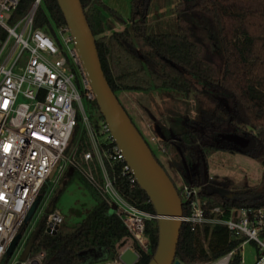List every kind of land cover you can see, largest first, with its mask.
<instances>
[{
	"label": "trees",
	"instance_id": "1",
	"mask_svg": "<svg viewBox=\"0 0 264 264\" xmlns=\"http://www.w3.org/2000/svg\"><path fill=\"white\" fill-rule=\"evenodd\" d=\"M80 1L105 77L133 123L120 100L121 94L133 91L151 94L163 90L179 94L174 99L175 109L159 120L161 144L174 161L183 182L198 188L206 208L219 206L227 210L232 206H263L264 172L257 186H235L228 177L211 176L209 158L220 150L239 152L264 166V0H177L176 31L173 33L149 32L148 18L153 0H131V14L127 20L103 0ZM34 2L21 0L16 14L24 16ZM197 17L208 18L215 27L223 52V64L219 68L198 34L193 21ZM116 24L124 26L123 29L116 30ZM66 26L58 1L41 0L35 12L34 27L58 40V30ZM180 95L186 98V111L178 105L183 103ZM92 111L98 116L94 117L92 112L88 114L90 122L101 141L99 124L104 117L96 101ZM79 133L74 158L84 166V154L92 149V144L87 129L80 127L77 118L72 143ZM231 134L245 137L247 143L240 145L225 138ZM90 166L98 182L103 184L97 159ZM105 166L120 195L138 208L157 214L147 193L139 185L131 186L119 164L106 161ZM66 176L65 185L62 180L49 209L56 208L60 194L75 178L89 190L95 205L81 221L74 225L63 221L54 233L45 229L48 210L31 237H35L31 256L44 252L41 264H111L131 240L132 248L139 254L135 264H148L158 246L159 220L146 223L150 247L145 251L132 240L121 218L111 210V201L98 188L88 183L76 169L71 175L68 170ZM176 188L186 215L188 204L182 190ZM209 232L208 226L203 231H193L184 223L176 259L183 263L207 261L226 254L238 243L225 226L217 225L212 228L206 246Z\"/></svg>",
	"mask_w": 264,
	"mask_h": 264
},
{
	"label": "built area",
	"instance_id": "2",
	"mask_svg": "<svg viewBox=\"0 0 264 264\" xmlns=\"http://www.w3.org/2000/svg\"><path fill=\"white\" fill-rule=\"evenodd\" d=\"M40 1L35 0L29 11L16 21L14 15L21 0H0V264L6 263L7 250L19 233L21 238L15 248H19L18 259L10 264H41L44 252L37 256L30 253L25 261L21 260L31 240L30 234L23 239V230L30 221L27 222V216L40 197L38 209L47 180L57 172L59 178L70 167L111 201L113 212L121 218L132 240L149 251L146 223L158 219V215L129 203L115 189L106 161L119 164L122 175L128 177L132 187L139 184L106 120L99 124L101 141L92 127L77 86L75 68L87 100L96 101V95L69 27L59 29L63 45L59 38L34 27ZM78 111L92 144V149L84 154V166L73 156H66L74 138ZM94 159L101 168L103 184L98 182L90 166ZM181 190L189 208V213L181 217L182 223L193 231H203L208 226L206 246L212 228L217 225L225 226L232 239L238 241L220 257L181 263L248 264L244 250L248 243H253L257 249L253 264H264V205L208 209L198 188L183 183ZM63 221L60 211L52 208L46 216V231L56 232ZM111 264L121 262L118 258Z\"/></svg>",
	"mask_w": 264,
	"mask_h": 264
},
{
	"label": "rangeland",
	"instance_id": "3",
	"mask_svg": "<svg viewBox=\"0 0 264 264\" xmlns=\"http://www.w3.org/2000/svg\"><path fill=\"white\" fill-rule=\"evenodd\" d=\"M103 1L106 4L108 3L109 5H111V7L116 8L117 11H119L126 20L129 18L131 14V0ZM176 3L177 0L152 1L148 18L149 32L173 33L176 31ZM20 17L21 15L15 13L14 19L16 21L19 20ZM193 21L197 25L198 34L201 36V38L208 47L213 63L216 65V67H221L223 64V52L216 35L215 27L213 26L212 22L206 17H197ZM58 38L61 44L63 45L59 30ZM75 72L77 74V86L79 87V90L83 97V103L86 112L89 115L92 112L94 117H97L98 115L92 111L93 102L87 100L86 98V91L84 90L80 82V74L78 73V70L76 68ZM177 95L179 94L171 90L155 91L151 94H145L140 91H133L121 94L119 97L126 110L134 120L135 124L137 114L142 109L148 111L153 110L154 113L155 111L158 112V114H154L156 120H154L152 124L151 122H149L150 120L148 118V115L146 113H143L145 122L142 126L146 130H151V135H149L150 138L154 135L157 138H160L161 141L163 139V136L159 126V120H161V118L165 116V114L169 112V110L175 109L174 105L176 101L174 99L178 98ZM179 99H183V103H178L180 109L186 111L187 103L186 101H184L186 100V98L183 95H180ZM193 113L195 112L193 111ZM77 116L78 119H80V127L83 128V116L80 111H78ZM147 123L150 124L148 125ZM141 133L143 132L141 131ZM79 137L80 133L78 134L75 142L71 143V146L66 151V156L74 157V152L78 146ZM162 148L164 149V147ZM161 156L164 162L161 160L160 161L162 162L165 170L173 179L176 186L181 189L182 183L184 182H182L183 179H181L180 172L176 167L174 161L167 154H162ZM263 172L264 166L260 161L249 157L243 153H232L229 151L220 150L212 153L209 158V173L213 175V177H228L234 182L235 186H242L245 184L248 186H257L262 180ZM58 175L59 173L57 172L53 177L48 179L47 183L44 185L42 191L43 199L41 200V203L37 211L35 212L33 218L30 219L25 229L23 230V239L26 235L29 234L30 237H32L33 233L38 229L40 220L46 215L49 210L50 203L53 202L57 193L59 192L62 180L64 181L67 178L66 174L60 175L59 178ZM94 205L95 201L92 195L90 194L89 190L82 182L75 178L70 183H68V185H66L64 191L60 194V197L56 203V209H58L63 215L65 224L74 225L77 222L81 221L91 211ZM111 210L114 211V205L111 207ZM205 244H207L206 240ZM126 247H132L131 240L127 243L124 248ZM18 250L19 248H17L12 255L7 256V258H5L6 263L4 264H10L17 260ZM244 251L246 262L248 264H253L256 261L257 254L255 244L248 243Z\"/></svg>",
	"mask_w": 264,
	"mask_h": 264
},
{
	"label": "water",
	"instance_id": "4",
	"mask_svg": "<svg viewBox=\"0 0 264 264\" xmlns=\"http://www.w3.org/2000/svg\"><path fill=\"white\" fill-rule=\"evenodd\" d=\"M57 1L74 39V45L88 73L99 110L108 123L112 136L121 148L126 161L133 170L139 186L147 193L156 209L159 220L158 246L148 264H183L176 259L177 246L183 225L181 220L183 202L177 188L168 172L157 161L148 142L111 89L105 77L95 38L81 1ZM225 138L240 141L243 145L247 141L245 137L233 134L226 135ZM73 171L74 169L70 167L69 175ZM65 183L66 180L63 181V185ZM229 197L232 198L231 195ZM39 202L40 197L29 211L27 222L33 217ZM20 238L21 233L16 236L9 246L8 256L12 255ZM34 240L35 237L31 238L26 245L21 260L25 261L31 253ZM138 259L139 254L132 247L124 248L119 255L121 264H135Z\"/></svg>",
	"mask_w": 264,
	"mask_h": 264
},
{
	"label": "crops",
	"instance_id": "5",
	"mask_svg": "<svg viewBox=\"0 0 264 264\" xmlns=\"http://www.w3.org/2000/svg\"><path fill=\"white\" fill-rule=\"evenodd\" d=\"M108 4V3H107ZM109 5V4H108ZM110 7H111V5H109ZM112 8H114V7H112ZM114 9H116V8H114ZM117 10V9H116ZM123 27L124 26H122V25H119V24H116V30H120V29H123ZM143 113H146L147 115H148V118H149V122H151V124L153 123V121L154 120H156V117H155V113H157L158 114V112L157 111H155V113H154V111L152 110V111H148V110H141L138 114H137V117H136V126H139V127H137L138 129H139V131L141 130L143 133H141L142 135H143V137L144 138H146V140L148 141V143L150 144V146H151V148L154 150V152L156 153V155L158 156V158L161 160V161H163L164 162V160H163V158H162V154H164V155H166V153H165V149H163L162 147H163V145L161 144V141H160V138H157L156 136H152L151 138L149 137V135H151V130H146L145 128H143V123L145 122L144 120V116H143ZM148 125L150 124V123H147ZM147 132H146V131ZM140 131V132H141ZM167 161V160H166ZM166 163V162H165ZM171 166V165H170ZM175 170V169H174ZM211 176H213V175H211ZM181 179H182V177H181ZM183 182V181H182ZM182 185H183V183H182Z\"/></svg>",
	"mask_w": 264,
	"mask_h": 264
},
{
	"label": "flooded vegetation",
	"instance_id": "6",
	"mask_svg": "<svg viewBox=\"0 0 264 264\" xmlns=\"http://www.w3.org/2000/svg\"><path fill=\"white\" fill-rule=\"evenodd\" d=\"M233 142H234V143H236V144L243 145V144H241L242 142H240V141H235V140H233ZM244 143L246 144V143H247V141H246V142H244ZM245 144H244V145H245Z\"/></svg>",
	"mask_w": 264,
	"mask_h": 264
}]
</instances>
